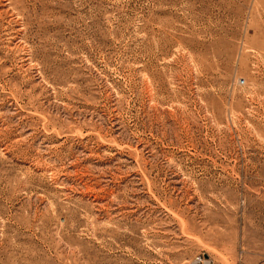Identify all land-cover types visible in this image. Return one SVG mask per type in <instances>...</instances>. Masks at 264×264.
Returning <instances> with one entry per match:
<instances>
[{"label":"rangeland","instance_id":"rangeland-1","mask_svg":"<svg viewBox=\"0 0 264 264\" xmlns=\"http://www.w3.org/2000/svg\"><path fill=\"white\" fill-rule=\"evenodd\" d=\"M264 264V0H0V264Z\"/></svg>","mask_w":264,"mask_h":264},{"label":"built area","instance_id":"built-area-1","mask_svg":"<svg viewBox=\"0 0 264 264\" xmlns=\"http://www.w3.org/2000/svg\"><path fill=\"white\" fill-rule=\"evenodd\" d=\"M192 264H211L209 260H207V257L204 255H198L194 259V262Z\"/></svg>","mask_w":264,"mask_h":264},{"label":"bare ground","instance_id":"bare-ground-1","mask_svg":"<svg viewBox=\"0 0 264 264\" xmlns=\"http://www.w3.org/2000/svg\"><path fill=\"white\" fill-rule=\"evenodd\" d=\"M207 260H209V259H207Z\"/></svg>","mask_w":264,"mask_h":264}]
</instances>
